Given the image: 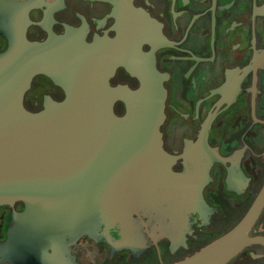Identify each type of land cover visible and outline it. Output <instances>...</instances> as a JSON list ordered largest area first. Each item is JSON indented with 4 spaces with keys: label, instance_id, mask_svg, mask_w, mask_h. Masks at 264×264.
Segmentation results:
<instances>
[{
    "label": "flooded vegetation",
    "instance_id": "1",
    "mask_svg": "<svg viewBox=\"0 0 264 264\" xmlns=\"http://www.w3.org/2000/svg\"><path fill=\"white\" fill-rule=\"evenodd\" d=\"M22 21L30 41L124 43L113 88L138 89L152 67L165 90L162 146L182 177L147 195L123 190L132 201L117 218L85 213L58 230L46 218L33 228L35 198H0V264H173L244 218L264 185V0H0V54ZM65 97L40 73L23 103L39 112ZM249 236L227 264H264V206Z\"/></svg>",
    "mask_w": 264,
    "mask_h": 264
},
{
    "label": "water",
    "instance_id": "2",
    "mask_svg": "<svg viewBox=\"0 0 264 264\" xmlns=\"http://www.w3.org/2000/svg\"><path fill=\"white\" fill-rule=\"evenodd\" d=\"M126 49L120 41L86 43L71 34L30 41L24 21L13 24L0 54V198H35L33 228L46 227L44 218L56 230L65 222L72 228L85 213L117 218L123 199L131 200L123 190L147 195L182 177L162 146L165 90L152 67L140 70L136 90L109 84ZM40 73L57 79L66 97L31 112L24 95ZM118 99L127 105L123 116L113 110ZM263 206L264 185L234 228L173 264H227L257 240L249 231Z\"/></svg>",
    "mask_w": 264,
    "mask_h": 264
}]
</instances>
